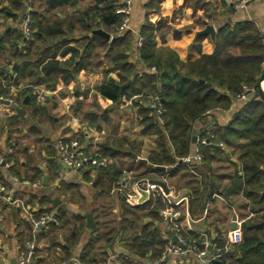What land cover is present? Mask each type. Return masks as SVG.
<instances>
[{"label": "trees", "instance_id": "obj_1", "mask_svg": "<svg viewBox=\"0 0 264 264\" xmlns=\"http://www.w3.org/2000/svg\"><path fill=\"white\" fill-rule=\"evenodd\" d=\"M2 1L6 4L0 8L4 19L14 18L15 11L30 22L29 39L24 40L22 31L18 30L6 31L3 39L10 52L1 65L0 76L9 82L12 67L15 74L12 85L18 89L15 104H23L27 97L30 119L41 120L46 110L35 102L34 88L58 92L60 96L74 98L70 109L88 128L99 132L102 121L104 130L109 131L102 142L90 143L89 150L86 149L108 159L106 167L96 170L99 176L95 189L99 194L110 191L121 174V162L138 154L140 147L137 139L118 133L119 125L113 127L110 112L131 113L137 135L148 137L153 144L147 161L153 167L169 166L188 155L193 131L206 116L216 108L226 109L232 101L242 99L241 96L246 99L234 119L227 126H213L214 137L208 138V145H198V152L202 161L209 164L216 157L220 143L246 140L248 145L238 157L237 171L241 176L237 175L236 180L241 188L258 180L264 166V103L257 92L264 66V39L252 25L244 22L219 27L209 54L202 53L203 37L193 36L179 54L167 45L164 28L149 21L139 32L142 47L135 48L130 32H118L117 0ZM148 7L153 9L152 2ZM66 8L74 12H67ZM190 29L194 32V27ZM97 30L110 35L111 40L93 34ZM131 52L137 53V63L130 61ZM152 68L154 72L149 73ZM99 73L100 83L92 87L79 85L80 76L97 77ZM152 95L159 98V115L148 107ZM101 103L107 108L102 109ZM33 124L34 128L36 124ZM200 136L207 138L205 131ZM48 154L54 157L55 150ZM53 166L56 170V165ZM156 209L153 207L148 215L155 217ZM122 212L120 222L130 230L129 251L140 258L150 252L154 264H164L166 261H156L165 243L134 234L142 218L140 212L126 207H122ZM261 220L242 224L239 244L226 247L225 242L217 243L212 253L209 252L213 256L209 264H264V217ZM191 244L195 246V254L205 251L198 241ZM99 260L97 257L88 264H98ZM124 264L132 263L124 261Z\"/></svg>", "mask_w": 264, "mask_h": 264}, {"label": "crops", "instance_id": "obj_2", "mask_svg": "<svg viewBox=\"0 0 264 264\" xmlns=\"http://www.w3.org/2000/svg\"><path fill=\"white\" fill-rule=\"evenodd\" d=\"M150 2L153 9L148 7ZM4 5L5 2L0 0V8ZM66 10L74 12L71 8ZM27 11L30 10L27 8ZM13 14L14 18L6 19L0 14V68L10 52L9 45L3 40L4 34L8 30L21 31V23L25 18L18 12L14 11ZM59 17L63 16L59 14ZM148 21L159 23V27L164 28L163 36L167 45L179 54L186 49L193 36L203 37L202 53L209 54L217 29L225 25L249 23L264 39V0H250L243 9H235L233 0H132L127 32L133 35L135 48L136 37ZM205 24L214 28L213 38L209 34H202ZM191 27H194V32ZM109 37L107 41L112 38L110 35ZM137 57L135 52L129 54L132 62L137 63ZM180 57L182 58L181 55ZM153 72L152 69L149 71ZM77 80L82 87H92L102 81V75L80 76ZM5 92L0 78V94ZM32 95H36L35 102L46 110V115L41 120L37 117L30 119L26 104L16 105L25 109L24 117H20L14 109L0 106V157L8 164L0 166V179L7 186L13 201L6 203L0 199V264H16L17 256L26 241L34 243V264H88L96 261L97 257L102 264H124V261L154 264L150 252L140 258L129 251L127 243H130V230L125 223L120 222L122 207L136 209L142 216L134 234H144L166 243L171 232L161 212L170 208L171 203L179 202L175 210L179 213L180 234L190 243L198 241L208 256L170 258L164 264H209L213 257L210 253L217 243L225 242L226 247L231 246L227 244L230 231L237 227L241 229L242 224L250 220L253 224L262 222L264 166L258 180L251 181L252 186L241 188L236 180L237 175L241 176L237 171L238 157L248 145L246 140H237L231 144L220 143L216 157L209 164L202 161V158L201 161L192 159L188 163L182 162L181 158L172 165L159 166L165 168L164 171H159L155 168L158 166L153 167L147 161V155L152 149L149 139L148 145L145 142L137 149L138 154L121 162V174L110 191L99 194L95 189L99 171L89 172L88 175L82 172L66 173L58 161L56 142L60 138L75 140L89 150L91 138L95 137L94 128H88L86 122L70 109L74 98L60 96L58 92H49L43 88H34ZM245 99L246 97L232 101L226 109H214L208 115L214 125L209 124L207 127L227 126ZM117 112L122 114L112 112L115 118L135 120V117H127L123 110ZM115 118L113 124L117 122ZM33 123L36 124L34 128ZM103 126L104 123L100 121L99 127L102 130L98 133H103L97 141H102L107 135ZM200 126L198 124L196 129ZM118 133L127 135L132 140L139 137L135 126L121 131L118 128ZM52 150H55L54 157L48 154ZM196 151L198 152V145L191 142L186 156H192ZM124 172H131V176L135 178H127ZM13 178L25 179L32 184L40 179L41 185L24 186L14 182ZM44 178L47 179L48 189L53 196L66 205L65 211L53 207L51 199L43 193ZM157 182L164 185L166 192L160 186L159 188L166 197L162 196L159 189H149L150 184ZM245 191L249 194H245ZM134 193L139 197L137 204L126 198V195ZM153 207H157L153 212L155 217L148 215ZM88 213L91 214L94 229L86 226L85 215ZM30 214L50 215L58 223L35 229L28 222ZM136 235L134 238H137ZM140 241L137 240L136 243Z\"/></svg>", "mask_w": 264, "mask_h": 264}, {"label": "built area", "instance_id": "obj_3", "mask_svg": "<svg viewBox=\"0 0 264 264\" xmlns=\"http://www.w3.org/2000/svg\"><path fill=\"white\" fill-rule=\"evenodd\" d=\"M235 9H243L250 0H233ZM132 12V0H121L115 8V13L120 16V24L118 26V32L123 33L128 30L130 15ZM21 31L24 37V40L29 39L31 30H30V22L27 17L23 18L21 23ZM136 48L142 47V38L140 35L136 37ZM264 44V41H263ZM152 70H154L152 68ZM10 77V81L7 82L4 77L0 76L1 83L4 84L6 92L4 94H0V106H5L9 109H13L15 104V95L17 92V88L12 85V81L15 78V74L10 71L8 73ZM40 94V93H39ZM241 98H243L241 96ZM148 107L159 115L161 104L158 96L152 95L151 99L148 103ZM160 121V120H159ZM161 123V122H160ZM207 138H203L201 136L197 137L195 140L196 145L205 146L209 144V139L214 137V127H206L204 129ZM95 137L91 138V144L94 145L97 142L100 134L103 132H94ZM209 138V139H208ZM220 145V144H219ZM56 150L58 161L60 167L66 171V173H89L96 171L97 169H101L106 167L108 164V159L101 154L97 153H89L86 150V147L81 145L75 140H69L60 138L56 142ZM201 161V156L199 152H195L192 156H186L181 159L182 162H190V160ZM8 166L5 163L4 159L0 157V166ZM127 178L131 179V172H124ZM13 181L24 186H33L39 187L41 185V180H36L33 184L28 182L25 179L13 178ZM159 189L162 196L166 197L164 192L159 188L156 184H150L149 189ZM117 190H120L117 187ZM137 193L126 195V198L129 202L137 204L139 202V197L136 195ZM0 199L5 201L6 203H13L12 197L7 189V186L0 179ZM179 202L171 203L170 208H166L162 210L161 214L167 220V228L171 232L169 237L167 238L166 248L164 253L161 256L160 261H168L170 258H178V257H187L189 255H196L198 258H203L205 256V251H200L195 254V246L188 242L186 238H184L180 234V226L178 224L179 213L175 210V207H178ZM28 222L33 226V228H40L47 224L57 225V219L50 215L41 214L38 216H34L32 214L27 217ZM172 236L177 238V241L174 242L172 240ZM242 240V231L240 227L234 228L227 235V244L228 245H236L239 244ZM184 247V249L182 248ZM34 250L35 246L32 241H26L23 245L22 251L18 254L16 259V264H34ZM102 264V263H98Z\"/></svg>", "mask_w": 264, "mask_h": 264}, {"label": "water", "instance_id": "obj_4", "mask_svg": "<svg viewBox=\"0 0 264 264\" xmlns=\"http://www.w3.org/2000/svg\"><path fill=\"white\" fill-rule=\"evenodd\" d=\"M93 34H96V35H99L101 37H103L105 40H109L110 37L108 34L104 33L102 30H97V31H94ZM202 34H209L212 38L215 34V30L212 26H209L207 24H205V29L202 31ZM264 81V67H263V70H262V73L259 77V80H258V83H257V92H258V95H259V98L260 100L264 103V91L262 90L261 88V83ZM124 89V87H122V90ZM28 101V98H24L23 100V105H25ZM13 109L16 111V113L20 116V117H24L25 116V109L23 107L21 108H18L17 106H13ZM209 122V123H208ZM201 126L199 127V129H195L193 131V134H192V138H191V142L192 143H195V140L197 137H199L202 132L204 131V129L210 124V125H214V122L211 120V118L209 116H206L203 121L200 123ZM135 159L136 157L133 156ZM142 162H145L144 160ZM156 170H159V171H164L165 168L164 167H155ZM156 185L160 186L164 192H166L165 190V187L162 183H155ZM43 186H44V191L43 193L46 194L50 199H51V204L53 207L55 208H58L62 211H65L66 210V205L62 203V201L57 198V197H54L53 196V193L49 191L48 189V182H47V179L44 178L43 180ZM85 218H86V222H87V228L89 229H94V224H93V221H92V217H91V214H86L85 215ZM42 228V227H40ZM172 240L174 242L177 241V238L175 236H172ZM184 249V247H182ZM208 256V253L205 254L204 257H207ZM203 257V258H204Z\"/></svg>", "mask_w": 264, "mask_h": 264}, {"label": "rangeland", "instance_id": "obj_5", "mask_svg": "<svg viewBox=\"0 0 264 264\" xmlns=\"http://www.w3.org/2000/svg\"><path fill=\"white\" fill-rule=\"evenodd\" d=\"M94 93V92H93ZM91 96L93 95V94H90ZM101 106H102V109L103 108H107V105H105V104H102L101 103ZM125 111H127V110H125ZM152 111V110H151ZM152 112H154V111H152ZM114 113L115 114H119L117 111L115 112L114 111ZM114 113H112V112H110V114L112 115V117L113 118H115V116H114ZM155 113V112H154ZM126 114H127V117H129V118H131V117H133L130 113H128V111L126 112ZM131 115V116H130ZM116 120H117V122H115V124H117V125H119V128H120V131L122 130V129H124V128H133L134 127V125H133V123L135 124V121H134V119H132V121L131 120H126V118H124V117H120V118H115ZM121 121H125L126 123H124L123 124V122L121 123ZM115 124L113 125V127H115ZM105 125V124H104ZM104 127V126H103ZM137 130V129H136ZM107 132L109 133V131L107 130ZM106 132V133H107ZM104 140V139H103ZM102 140V141H103ZM137 140L139 141V145L141 146V145H143V143H147V145L149 144V141L147 142V140H149V138L148 137H138L137 138ZM102 141H100V142H102ZM151 145V147H152V145L153 144H150ZM138 149H140V148H138ZM141 153H142V151H141ZM132 178H135V177H133V176H131ZM182 235V234H181ZM165 248H166V243H165V245H164V247H163V250H162V252H161V254H160V256H159V259H158V262H161L160 261V259H161V256H162V254L164 253V251H165Z\"/></svg>", "mask_w": 264, "mask_h": 264}, {"label": "bare ground", "instance_id": "obj_6", "mask_svg": "<svg viewBox=\"0 0 264 264\" xmlns=\"http://www.w3.org/2000/svg\"><path fill=\"white\" fill-rule=\"evenodd\" d=\"M261 88L264 91V81L261 83Z\"/></svg>", "mask_w": 264, "mask_h": 264}]
</instances>
